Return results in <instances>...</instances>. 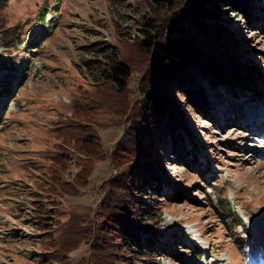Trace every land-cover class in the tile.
<instances>
[{
  "label": "rangeland",
  "instance_id": "obj_1",
  "mask_svg": "<svg viewBox=\"0 0 264 264\" xmlns=\"http://www.w3.org/2000/svg\"><path fill=\"white\" fill-rule=\"evenodd\" d=\"M243 3L259 19L258 24H251L243 12L230 6L223 8L222 15L241 36L251 57L264 66V0H243ZM149 6L145 0H9L10 23L23 25L28 33L26 42L36 36L42 40L31 51L24 45L19 50L0 47L1 74L10 73L14 79L19 78L13 81L11 95L1 110L0 264H38L42 260L46 245L42 235L46 231L34 217L37 213L32 202L37 199L36 192L47 210L55 206L85 205L90 208V221L95 218L102 198L100 188L114 175L110 160L96 167L89 178V192L83 189L82 196L59 198L58 206L44 187L49 178L46 150L59 147L54 125L58 117L70 115L77 98L95 91L97 69L88 63L104 58L109 50L102 49L113 42L123 45L144 38L138 30L144 26L137 21ZM41 15H45V24L54 15L56 20L48 27L42 25ZM199 81L207 87L206 80ZM132 86L137 87L136 79ZM260 87L264 90V84ZM247 94H241L237 101L233 97L226 100L211 97L214 107L209 115L187 107L194 118V132L206 144L198 153L197 164L163 153L164 168L185 195H181V201L172 197L162 199V224L172 232L183 227L185 233L178 232L181 239L177 246L182 247L175 253L178 257H163L162 264H264V228L257 230L253 223L258 218L264 222V131L261 128L264 122L256 121L258 129L247 123L256 116L259 119V115L264 116L261 108L264 94L249 97ZM174 98L179 103L183 95L178 93ZM3 100L1 94L0 101ZM92 113L103 125V141L110 154L122 137L125 118L115 110ZM185 143L190 144V139H185ZM68 152L74 156V152ZM77 168L72 163L65 177L71 180ZM169 188L165 185L163 194L169 193ZM214 192L224 200H231V205L243 216L251 237L243 234L246 227L232 226L229 214L217 205ZM210 196L216 208L211 205ZM66 221L64 218L62 223ZM92 241H83L70 254L69 264H90ZM205 253L213 257L205 259L202 256ZM199 256L202 258L198 261ZM41 264L64 263L46 258Z\"/></svg>",
  "mask_w": 264,
  "mask_h": 264
},
{
  "label": "trees",
  "instance_id": "obj_2",
  "mask_svg": "<svg viewBox=\"0 0 264 264\" xmlns=\"http://www.w3.org/2000/svg\"><path fill=\"white\" fill-rule=\"evenodd\" d=\"M145 1L150 6L137 21L144 26L138 28L144 38L105 46L102 51L109 50L108 54L88 63L97 69L94 93L77 98L73 112L61 114L54 122L59 147L46 150L49 178L44 186L52 201L59 206V198L82 196L83 189L89 192V178L100 162L110 160L114 175L100 188L102 198L92 221L87 206L47 210L36 192L34 217L46 231L42 241L47 245L38 264L46 258L69 264L70 254L91 239L90 264H162L163 257L176 255L182 249L177 246L181 239L178 232L185 231L183 227L168 231L162 224L161 201L166 197L181 201L185 193L164 168L162 155L172 153L181 161L197 164L198 153L206 147L194 132V118L187 107L209 115L214 107L211 97L237 101L246 92L248 97L264 94L260 87L264 84V66L251 57L241 36L222 15L223 8L230 6L243 12L251 24H258L259 19L243 0ZM8 3L0 0V47L19 50L24 45L28 51L38 47L41 36L26 42L28 33L23 25L10 23ZM53 20L45 24V15H41L42 25L51 27ZM2 67L0 61V95H4L0 121L13 81L18 78L1 74ZM200 78L207 81V87ZM134 79L136 88L132 86ZM178 93L183 95L179 103L174 98ZM93 110H115L125 118L122 137L110 154L103 141V125L94 118ZM185 139H190V144ZM72 163L78 168L68 180L65 174ZM165 185L170 191L163 194ZM217 198L231 216L233 227L239 226L243 222L239 211L229 199L220 194ZM209 201L216 208L211 196ZM64 218L67 221L62 223Z\"/></svg>",
  "mask_w": 264,
  "mask_h": 264
},
{
  "label": "bare ground",
  "instance_id": "obj_3",
  "mask_svg": "<svg viewBox=\"0 0 264 264\" xmlns=\"http://www.w3.org/2000/svg\"><path fill=\"white\" fill-rule=\"evenodd\" d=\"M260 116V119L256 116V118H252L251 120H249L247 123L248 124H250L251 125V127L254 129V128H256V129H258L259 128V125H257L258 123L256 122V121H258V122H260V123H262V122H264V116L263 115H259ZM262 125V124H261Z\"/></svg>",
  "mask_w": 264,
  "mask_h": 264
}]
</instances>
